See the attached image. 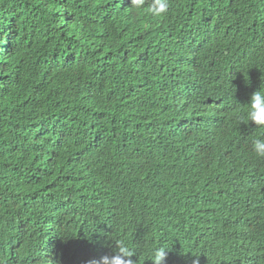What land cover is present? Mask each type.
I'll list each match as a JSON object with an SVG mask.
<instances>
[{
    "label": "trees",
    "instance_id": "1",
    "mask_svg": "<svg viewBox=\"0 0 264 264\" xmlns=\"http://www.w3.org/2000/svg\"><path fill=\"white\" fill-rule=\"evenodd\" d=\"M118 3L0 0V264H264V0Z\"/></svg>",
    "mask_w": 264,
    "mask_h": 264
},
{
    "label": "clouds",
    "instance_id": "2",
    "mask_svg": "<svg viewBox=\"0 0 264 264\" xmlns=\"http://www.w3.org/2000/svg\"><path fill=\"white\" fill-rule=\"evenodd\" d=\"M120 1L125 4L123 6L122 4L119 5L125 12L123 22L126 21L128 14L132 13L133 20L129 17L128 20L134 22L135 10H145L146 6V11L153 18H164L169 12V0H130V5L126 0H119L118 4L121 3ZM142 34H144V29L140 26V35ZM247 106V120L260 128H264V87L252 93ZM252 150L257 157L264 158V138L254 139ZM115 245L113 254L105 255L99 260L90 261V264H134L131 259L135 253L134 250L129 248L123 241L117 242ZM166 249L165 247H157L152 250L150 258L152 264H164L167 255Z\"/></svg>",
    "mask_w": 264,
    "mask_h": 264
},
{
    "label": "rangeland",
    "instance_id": "3",
    "mask_svg": "<svg viewBox=\"0 0 264 264\" xmlns=\"http://www.w3.org/2000/svg\"><path fill=\"white\" fill-rule=\"evenodd\" d=\"M120 6H121V3L119 4ZM133 10V9H132ZM133 14V13H132ZM132 14H128V17H129V19H131V20H133V18H132ZM128 17H127V19H125V20H128Z\"/></svg>",
    "mask_w": 264,
    "mask_h": 264
}]
</instances>
